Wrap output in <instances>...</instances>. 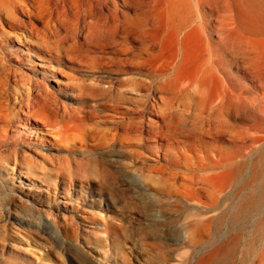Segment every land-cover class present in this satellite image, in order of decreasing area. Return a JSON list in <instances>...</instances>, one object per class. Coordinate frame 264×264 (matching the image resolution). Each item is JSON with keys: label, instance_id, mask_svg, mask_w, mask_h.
<instances>
[{"label": "bare ground", "instance_id": "bare-ground-1", "mask_svg": "<svg viewBox=\"0 0 264 264\" xmlns=\"http://www.w3.org/2000/svg\"><path fill=\"white\" fill-rule=\"evenodd\" d=\"M3 24L12 30L1 32L3 44L13 41V33L17 46L36 58L30 66L32 90L19 110L5 106L0 95V139L13 132L26 146L1 155L5 187L46 184L52 193L62 190L69 197L74 185L61 183L60 174H86L115 196L117 180L106 150L126 149L134 139L146 145L154 140L157 162L161 157L165 164L145 168L133 159L130 165L153 184L157 198L208 216L192 228L208 226L215 218L210 216L215 206L203 199L233 201L231 215L221 217L228 229L264 205V0H0L2 31ZM118 79L130 91L119 90L114 85ZM45 81L56 82V89ZM60 94L80 100L77 105L61 102ZM141 152L139 157H147ZM161 179L169 185L157 182ZM9 212L6 222L33 227ZM41 226L44 246L28 244L10 259L13 264H32L33 259L46 264L45 258L58 254L64 233ZM261 227L257 222L255 229ZM7 228L0 221V244L22 239ZM126 232L122 240L103 243L120 249L128 241ZM219 254L217 249L197 264H211ZM160 258L165 259L164 253ZM82 260L83 255L79 262L85 264Z\"/></svg>", "mask_w": 264, "mask_h": 264}, {"label": "rangeland", "instance_id": "rangeland-1", "mask_svg": "<svg viewBox=\"0 0 264 264\" xmlns=\"http://www.w3.org/2000/svg\"><path fill=\"white\" fill-rule=\"evenodd\" d=\"M2 27L4 30L2 31L0 29V35L4 31L7 33L12 32L8 25L3 24ZM11 37L13 41H9L7 44H3L4 39L2 40L0 37V80L3 79L1 80L2 83H0V87H4L2 90L0 89V95L2 96L1 98L4 105L7 107L15 106L13 108L16 109V112L19 110L18 108L21 101L25 100L28 93L31 92H29V90H32V84L29 83V77L33 75L30 66L32 64L31 62L36 61V58L29 51L21 50L17 46L14 42L13 33ZM19 80L20 82H17ZM44 83L49 89L52 88V90L57 87L56 82L45 81ZM114 85L117 86L119 90H124L126 92L130 91L126 89V85L123 83L122 79L116 80ZM3 95H6L5 100H3ZM20 97L23 98L21 99ZM59 98L61 102H66L68 104L75 103L74 105H77L76 103L80 100L65 97L64 94H60ZM106 99L108 98L103 97L102 100L106 101ZM13 125H15V123H13ZM178 127L181 128L182 125L179 124ZM10 133H12V135H10L9 138L0 139L1 164H4V161H1V155H5L8 152L10 154L12 152L11 149H17L19 151L26 149V146L22 145V142L17 136L13 134V132ZM149 141V144L146 145L134 139L132 140L133 143L126 149L118 146L109 149V151L106 150L105 153L113 164L111 171H113L117 180L114 186L115 196L112 195L113 193L110 192L111 190H109V187H103V185L97 183L98 181L94 180L93 177L86 174L80 176L67 173L60 174L61 183L66 180L74 185L69 197L64 196L62 190L58 191V195L52 193L47 189L46 184L45 186L35 187L30 183H25L23 185L17 183L11 184L7 188L4 183L0 182V216L3 215L1 216L2 218L0 217V221L7 223V230L11 236L14 235L15 237L22 238L21 240L17 238L14 244L8 242L0 244V264H13L10 259L17 258L20 249H28V244L35 243L40 248L43 247L46 239L45 237L43 238L42 231L41 233L38 231L43 223L50 225L59 236L64 233L60 236L64 245L58 249L59 252L57 255L45 258L46 264H80L79 261L82 255L85 264H87V261L89 263L91 259V263L95 259L99 264H197L199 260L217 249L220 251V254L211 264H260L261 261V264H264V205L260 209H254V211L243 220L240 226L228 229V222L221 217L228 214L231 215V211L229 210L234 204L233 201L225 197H220L216 205L203 199L202 201L207 203V205L210 204L216 207H214L210 214L211 217L213 215L215 218L208 226L206 225L205 227L196 229L192 228L193 224L197 222L198 219L204 220L208 216H198L199 214H197V212L195 213L197 210L192 206H180L170 200L165 202V199L157 198L158 196L156 197L153 184L143 181L137 172V167L133 170V165H130L133 159H135L138 164H141L139 161H142V165L145 168L150 166L155 167L158 164V157L154 154L157 153L154 147V140ZM206 147L209 148L210 146L207 145ZM3 151L4 154H2ZM34 151L40 153V150L34 149ZM139 151H142L141 153L145 152L144 154H146L147 157L144 155L139 157L137 155ZM32 154L36 156L34 152ZM164 154L165 153L162 155L164 156ZM11 155L9 159L11 158L12 160L10 159V161L15 162L17 153L15 156L14 154ZM145 157L147 160H144ZM160 158L159 162L161 163L159 164L164 165L165 161H160ZM157 182L163 185H169L165 179L158 180ZM80 188L83 189V191H81ZM123 189L128 190L126 191L127 194H123ZM116 193L118 194L116 195ZM114 197L116 199H114ZM113 200L115 201L113 202ZM93 202L95 203L94 206L92 204ZM115 203L119 208H113ZM107 206L110 207V210H107ZM2 207L5 210L4 213ZM7 210L8 212L11 211V215L14 217H20L21 215V217L26 218L28 222L25 223L32 224V228H35L32 229L27 224L18 226L13 224V221L6 222L5 215L8 213ZM15 210H17V212ZM74 219L77 223L74 222ZM33 220H35V222ZM43 220L45 222H43ZM112 220L113 222H111ZM36 221L41 222L37 223ZM64 222L68 223L65 224ZM108 222L109 224H107ZM257 222L262 223L261 228H263V230L255 229ZM27 228L29 229L27 230ZM79 232L80 234H78ZM123 232L128 233L127 235L129 238L122 248L117 249L114 248V246L108 247L103 243L104 240L108 238L122 240ZM92 233H94L95 236ZM104 234H106V236ZM11 236L10 238H12ZM78 236H80V238ZM237 236L239 238H235ZM230 239H233L232 242L234 243L229 250H226V243H228ZM97 240L101 242L98 245L96 243ZM78 244L81 245L79 246ZM74 246L80 247L79 249L83 251L82 254L78 255V249L74 248ZM223 247L226 250L224 252ZM161 252L164 253V260L160 258ZM72 253L75 254L73 255ZM20 254H22V252H20ZM76 257L78 259H76ZM25 263L27 264L26 261L23 262V264ZM32 264L39 263L33 259Z\"/></svg>", "mask_w": 264, "mask_h": 264}]
</instances>
